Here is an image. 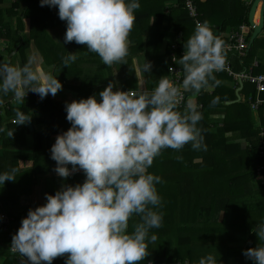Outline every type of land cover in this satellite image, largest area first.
<instances>
[{
  "label": "crops",
  "instance_id": "0c3cea01",
  "mask_svg": "<svg viewBox=\"0 0 264 264\" xmlns=\"http://www.w3.org/2000/svg\"><path fill=\"white\" fill-rule=\"evenodd\" d=\"M224 1L227 13L237 1L246 5V0ZM29 3L30 0H0V62L15 65L24 64L29 58L42 60L44 70L57 76L62 89L55 96L48 95L53 104L29 108L19 100L0 116V173L18 169L15 181L0 185V264H20L21 257H15L10 247L30 208L44 205L45 194L56 192L62 184L75 186L86 179L82 170L67 179L54 171L56 162L51 159L50 149L56 137L71 127L66 119V103L93 94H97L99 102L98 93L109 83L115 84L114 90L134 91L142 80V87L151 91L161 77L169 78L162 68L167 50L174 43L181 47V42L189 38L183 33L191 31V23L178 15V0H139L141 7L134 13L131 31L135 33L128 37L126 63L107 66L98 55L88 52L86 45L64 42L67 25L59 18L58 8L42 7L38 0V10L31 17ZM212 12L219 16L223 11L216 4ZM36 18L37 23L32 24ZM209 25L223 42L237 27L224 28L219 21ZM30 31L37 33L36 39L30 37ZM61 53L64 57L75 53L78 59L60 67ZM253 61H258L257 68L264 72L263 62L252 58L249 64ZM145 62L151 64V69L138 79L137 68ZM214 75L220 84L194 97L203 106L199 111L207 116L206 124L200 121L197 125L206 150H193L191 144L180 151L164 149L148 171L162 180L156 187L162 198L157 210L163 213L164 230L169 231L171 223L176 222L196 227L177 237L178 245L190 251L187 259L198 264L202 257L211 254L218 264H254L243 252L257 246L253 229L264 222V186L254 171L260 161L257 142L264 126V107L251 108L249 99L254 89L249 83L237 86L224 74ZM186 93L188 97L192 95ZM218 96L222 102L212 106L211 101ZM13 98L11 93L4 97V105ZM17 111L31 115L33 129L28 122L16 124ZM9 132H13L12 137ZM214 143L219 147L212 146ZM191 159L195 166L189 167ZM3 213L11 219L8 231L2 230ZM168 214L172 220L165 219ZM138 222L139 216L129 220V232ZM152 234L157 239L148 244V256L140 264L166 263L173 253L167 235L161 236L158 229H152ZM68 255L55 258L52 264H65Z\"/></svg>",
  "mask_w": 264,
  "mask_h": 264
},
{
  "label": "clouds",
  "instance_id": "9594fccd",
  "mask_svg": "<svg viewBox=\"0 0 264 264\" xmlns=\"http://www.w3.org/2000/svg\"><path fill=\"white\" fill-rule=\"evenodd\" d=\"M40 5L58 8L67 25L65 43L86 45L107 66L126 63L139 0H40ZM184 48L180 86L167 76L150 92L144 90L142 80L134 91L114 90L115 84L109 83L98 93L99 102L93 94L66 103L71 127L56 137L50 149L54 171L67 179L82 170L86 179L75 186L62 184L54 195L45 194L44 205L28 210L10 247L21 257L20 264H52L66 253L65 264H140L148 256V244L157 239L150 231L160 228L163 220L156 187L162 180L148 170L164 149L180 151L191 144L193 150H206L197 127L203 115L194 97L218 86L214 73L224 67L223 41L207 22H197ZM62 59L67 67L78 56L69 53ZM150 69L145 62L135 75L140 79ZM61 89L62 83L44 70L42 60L0 62V107L10 93L25 100L31 91L43 99ZM183 92L192 95L180 111ZM218 103L219 97L211 101L212 106ZM30 119L31 115L16 112L17 125ZM17 172L12 168L0 173V185L15 181ZM133 216H139L140 222L129 232ZM253 231L258 244L243 254L254 264H264V222ZM198 264L218 261L209 254Z\"/></svg>",
  "mask_w": 264,
  "mask_h": 264
},
{
  "label": "built area",
  "instance_id": "2783aa9c",
  "mask_svg": "<svg viewBox=\"0 0 264 264\" xmlns=\"http://www.w3.org/2000/svg\"><path fill=\"white\" fill-rule=\"evenodd\" d=\"M255 0H246V5L249 7H252ZM185 7L189 12V15L191 18L195 20V23L197 22L203 23L205 22L202 20L199 7L195 0H185ZM209 25V24H208ZM210 27V25H209ZM254 26L243 23L241 24L237 29L232 30L229 35L227 36V40L223 42L224 48L223 53L230 57L224 59V67L222 70L217 71L215 73H220L221 71H225L229 76H231L234 81L236 82V85L239 86L241 83H250L255 85L256 88V95L254 97H251L249 99L250 106L253 110H258L262 107H264V73H257L255 70L259 66L258 61H253L251 64H246L247 66L243 70L236 71L233 69V64L231 59L233 57L239 58L241 62H243L244 58L248 56V52L250 49L249 43V35L250 32L254 31ZM172 58L174 65H171L169 68V79H171L177 86H180L182 84V80L184 78L183 69L177 65L178 62V55L177 51L179 50V45L177 43L172 44ZM146 91H149L148 89H144ZM34 97L36 101L41 102L44 100L41 99L40 95L29 91L25 97L26 99H30ZM187 93H182V99L181 103L179 105V108H184L186 101H187ZM19 100L13 98L11 102L7 103V105H4L0 107V116L14 103L18 102ZM203 109V106L199 107V110L201 111ZM259 152L260 157L262 158V163L257 166L256 168V176L258 178H262L264 175V126L261 127L260 133H259ZM262 184H264V181H262ZM11 219L9 216L5 213L1 215V222H2V230L8 231L9 225H10ZM14 253V252H13ZM168 264H192V262L188 259L185 260H175L172 262H169Z\"/></svg>",
  "mask_w": 264,
  "mask_h": 264
},
{
  "label": "trees",
  "instance_id": "16d2710c",
  "mask_svg": "<svg viewBox=\"0 0 264 264\" xmlns=\"http://www.w3.org/2000/svg\"><path fill=\"white\" fill-rule=\"evenodd\" d=\"M195 2L197 3V5L199 7V12H200V15H201L202 20H204L208 24H215L216 21L217 22L219 21V23H220L221 26H224V28H227V25L229 24V21L232 20V19H235V24L233 25L235 27L237 26L235 29H237L243 23L247 24L248 26L251 25L250 22H249V15H250L251 7H249L247 5H243L242 3H239L238 4L239 1H237V3H235L236 1H234V2L231 3V6L235 3L234 6H232V9H235V8H238L239 9V12H238L239 14L237 16H231V15H235L233 12H232V14H229V13L226 12V10H225L226 1H224V0L223 1H219V0H205V1L195 0ZM216 4H218V6L223 11L222 14H220L219 16H217L216 13H214L215 14L214 15L213 12H212V10H213V8H214V6ZM178 7H179L178 15L180 14L181 17L184 16L185 19H187L191 23V27L189 29L191 31H189V33H188V31H186L185 33H183V34H186V35L188 34L189 37H190L194 33V30H195V26H196L195 20L190 17L189 12H188V10L185 7V0H178ZM171 16H173V15H171ZM160 19H162V18L160 17ZM260 21H261V6L258 8V11H257L256 16H255V22H256V24H259ZM140 22H141V20H140ZM133 33H135V32L133 31L130 34L133 35ZM130 34H129V36H130ZM252 34H253V31L250 32L249 40H251ZM185 42H181V47H179V50L177 51V55H178L177 65H179L181 68H182V65H180V58L183 56V53L182 52L185 51V48H184V43ZM251 49H252V47L249 49L248 56L246 58H244L243 62H241V60L239 58H237V56L235 57V58H237V60H235V62L233 61V59H231L232 64H233L232 66H233V69L234 70H236V71L243 70L247 66L246 64H249L251 62V60H250V57H251ZM172 52H173V49H172V45H171V47H169V49L167 50V53L165 54V58L163 59V62H162V68H163L164 71H166L167 74H169V68H170V66L171 65H174L173 58H172ZM59 57H60L59 60L61 61L62 58H64V54L59 55ZM226 57L227 58H230V57H228V56H226L224 54V59ZM63 65H64L63 64V61H61L59 66L61 67ZM259 65H260V63H259ZM255 71L257 73H264V72H262V70L260 69V67L257 68ZM217 74H224V75L228 76L229 78L233 79L225 71H221L220 73H217ZM250 85L254 89V92H253V95H252V97H254L256 95V88H255V85H253V84H250ZM262 95L264 96V93ZM218 97H219V101L222 102L223 99L220 96H218ZM22 103H23V105L28 106L29 108H31V107H34V106L39 105V104H50V103L53 104V101H51L49 99V97L47 96L41 102L36 101V99L34 97H32L30 99L22 100ZM26 109H28V108H26ZM179 110L180 111H183V108H179ZM203 116L204 117L201 120V122L206 124V122H207V116H206V114H204ZM202 136H203V134H202ZM259 139H260V137H259ZM257 144H258V152H259V142H257ZM212 146L219 147L218 146V143L217 144L214 143ZM211 150H212L211 152H213L214 149H211ZM259 157H260V152H259ZM261 163H262V158L260 157L259 163L254 168L255 175H256V168ZM188 165H189V167L195 166L194 160L191 159L188 162ZM263 178H264V175H263L262 178H258V180L261 181V179H263ZM260 185L261 186H264V184H262V182H260ZM47 194H53L54 195L55 192L52 193L51 191H49ZM168 216L169 217L166 216L165 219H167V220H172L173 219L171 217V215L168 214ZM164 226H165L164 223H162V226L160 228H158V232H159V234L161 236L167 235V237H168L167 239H170V240H168V243L171 245V249H173L172 250L173 253H171V257L168 258L169 261L166 262V263H162V264H168L169 262H172V261H175V260H185V259H187L188 253L190 251H188L187 248L181 247V244L178 245V243L180 242V240L177 237L180 236V233L181 232H183V231H191L192 229H194L196 227L193 228V226L190 225V228H192V229H190L184 223H178V222H176V223H171L170 230L169 231H166V230H164ZM131 231H132V229L130 230V232ZM176 246H177V248H176ZM12 254L14 256L15 255L16 256H19L18 253H12ZM192 264H194V263L192 262Z\"/></svg>",
  "mask_w": 264,
  "mask_h": 264
},
{
  "label": "rangeland",
  "instance_id": "374dc122",
  "mask_svg": "<svg viewBox=\"0 0 264 264\" xmlns=\"http://www.w3.org/2000/svg\"><path fill=\"white\" fill-rule=\"evenodd\" d=\"M37 1L38 0H30V3L29 4H31L30 5V14H31V17L33 16V13L38 10V5H37L38 3H37ZM232 12L235 15H231V16H237L239 14L238 13L239 12V9L238 8L232 9L231 11H229V14H232ZM35 20H37V18L34 19V21H33L32 24H36L37 23ZM234 24H235V19L230 20L229 21V24L227 25V28H231ZM31 36H33L36 39L37 33L36 32L33 33V32L30 31V37ZM252 58L253 59L256 58V59L261 60L263 62V69H264V31H262L260 33V35L257 37V39L255 40V42H254V44L252 46L250 60H252ZM58 59H60V57ZM50 64H52V63H50Z\"/></svg>",
  "mask_w": 264,
  "mask_h": 264
},
{
  "label": "water",
  "instance_id": "95a60500",
  "mask_svg": "<svg viewBox=\"0 0 264 264\" xmlns=\"http://www.w3.org/2000/svg\"><path fill=\"white\" fill-rule=\"evenodd\" d=\"M261 6V21L259 24H256L255 22V16L256 13L258 11V8ZM249 22L252 26H254V31L249 43L250 48L253 46L255 40L257 39V37L260 35V33L263 31L264 29V0H255L251 10H250V15H249ZM242 84V83H241ZM28 125L31 129H33V125H32V120L30 119L28 121Z\"/></svg>",
  "mask_w": 264,
  "mask_h": 264
}]
</instances>
